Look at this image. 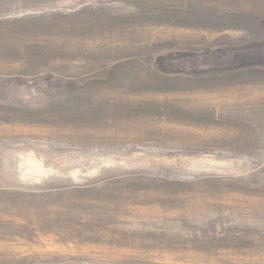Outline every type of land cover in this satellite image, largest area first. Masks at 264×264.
Instances as JSON below:
<instances>
[{
    "label": "rangeland",
    "instance_id": "1",
    "mask_svg": "<svg viewBox=\"0 0 264 264\" xmlns=\"http://www.w3.org/2000/svg\"><path fill=\"white\" fill-rule=\"evenodd\" d=\"M259 51L264 0H0V264H264Z\"/></svg>",
    "mask_w": 264,
    "mask_h": 264
},
{
    "label": "flooded vegetation",
    "instance_id": "2",
    "mask_svg": "<svg viewBox=\"0 0 264 264\" xmlns=\"http://www.w3.org/2000/svg\"><path fill=\"white\" fill-rule=\"evenodd\" d=\"M249 61H263L264 62V51L257 53L255 56L250 55V60Z\"/></svg>",
    "mask_w": 264,
    "mask_h": 264
},
{
    "label": "bare ground",
    "instance_id": "3",
    "mask_svg": "<svg viewBox=\"0 0 264 264\" xmlns=\"http://www.w3.org/2000/svg\"><path fill=\"white\" fill-rule=\"evenodd\" d=\"M222 227V226H221Z\"/></svg>",
    "mask_w": 264,
    "mask_h": 264
}]
</instances>
